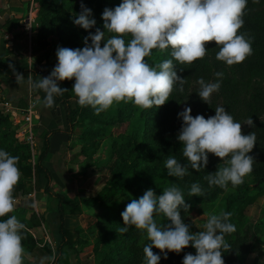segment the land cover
I'll return each instance as SVG.
<instances>
[{
	"label": "clouds",
	"instance_id": "9594fccd",
	"mask_svg": "<svg viewBox=\"0 0 264 264\" xmlns=\"http://www.w3.org/2000/svg\"><path fill=\"white\" fill-rule=\"evenodd\" d=\"M248 0H123L114 9L105 8L102 13L103 28H96L84 38L83 48L57 49V65L51 74L33 82L30 87L46 93L43 104L54 106V97L68 91L58 81L75 80L72 92L81 107L90 106L99 115L114 104L131 102L140 109L158 108L169 100L174 88L184 91L187 82L177 74L175 60L180 65H192L207 54L206 45L214 42L219 51L216 59L227 66L242 63L252 55L250 40L240 32ZM74 24L90 30L96 26L92 10L81 3V12ZM106 33L108 34L106 36ZM125 37H131L129 41ZM89 40L91 43L89 44ZM103 44V46H102ZM171 49V57L155 66L146 58L153 50L161 52ZM216 82L198 83V95L209 104L213 93L218 92L223 77L217 72ZM17 83L24 77L15 73ZM186 107L178 114L183 120L178 141L183 146L182 164L169 157L165 168L167 175L183 179L191 169L199 172L208 164L212 154L223 162L215 173L205 179L209 187L217 186L228 191L244 183L253 171L255 159L249 155L256 144L255 133L245 135L242 124L234 120L224 107H216L215 115L207 119L203 115L191 114ZM251 127V118L245 123ZM18 156L0 150V264H24L25 249L22 244L26 226L15 215H9L17 205L14 192L21 177ZM189 196L202 197L204 191L199 184L191 185ZM191 205L185 202L181 189L172 185L157 195L152 189L139 199H133L121 213L126 233L134 226L150 241L143 248L146 264H159L160 255L155 247L168 258L169 252L179 254L191 246L196 254L187 253L183 264H225L223 253L231 250L225 235L232 234L236 227L230 221L231 212L210 214L204 230L193 233L183 222L181 209L187 213ZM159 214L170 221L167 226H158L155 217ZM54 260L55 257L47 258ZM43 264V261H41Z\"/></svg>",
	"mask_w": 264,
	"mask_h": 264
},
{
	"label": "trees",
	"instance_id": "16d2710c",
	"mask_svg": "<svg viewBox=\"0 0 264 264\" xmlns=\"http://www.w3.org/2000/svg\"><path fill=\"white\" fill-rule=\"evenodd\" d=\"M37 1L38 25L33 50L35 52L43 50L38 55L35 63L39 64L44 61L45 69L44 72H38L33 67V82L39 81L41 75L49 76L51 74L58 63L56 55L58 48H83L85 46L84 39L80 40V37L84 36L83 38H85L89 32H94L96 28L103 25L102 13L104 9H114L123 2V0ZM81 3L92 10V17L96 20V26L90 30L75 27L74 18L81 12ZM243 19L244 25L240 32L250 40L252 55L242 63L227 66L224 62L216 59L219 47L211 42L206 45L207 54L204 59L197 60L190 66L180 65L173 60L177 74L187 81L184 85V91L182 93L178 91L179 85H177L165 105L158 108L141 109L144 116L142 129L126 137L124 143L118 148L115 149V145H113L110 156L115 155L117 159L111 162L109 160L110 175L99 193L95 196L82 197L73 201L59 192L53 193V196L58 200L59 233L62 237L53 264H69L68 248H73L72 234L79 233L80 230H75L72 233L65 226L64 213L65 211L71 214L80 213V203L100 208L99 214L95 216V222L87 230H91L92 226L98 222L104 224V230H96L98 238L93 244V251L97 258L94 259V264H146L143 248L150 241L146 239L142 245L139 244L142 233L134 226H129L126 233L119 232V228L124 226L121 213L125 210L127 204L133 199L142 197L148 189H152L157 195H160L164 189L172 185H176L181 189L185 202L190 204L191 207L195 204L206 206L217 200L220 194L224 192L223 189L217 186L209 187L208 181L205 179L208 174L215 173L218 165L223 163L220 158L212 154L208 156L207 166L201 168L199 172L189 166V174L182 180L167 175L165 164L169 157H175L182 164L188 163L186 158L183 157V146L178 141V134L183 125L182 118L178 116L183 111L180 109L182 104L185 105V108H191V114L194 117L203 115L207 119L215 115L216 107H224L238 123H241L243 118H251L254 126L248 125L242 131L245 135L255 133L256 144L252 152L249 153L255 159L251 175L256 188L260 190L264 186V117L262 116L264 113V87H257L250 95L246 94L245 90V86L252 75L260 74L264 78V0H248ZM49 37H56L59 45L56 46L50 43ZM47 46H49L48 50H46ZM166 59H173L170 48L163 52L158 49L153 50L152 54L146 58L152 66L162 63ZM23 70L24 68L17 73ZM0 71L8 76L16 77L15 74L10 75L1 67ZM217 72L223 73L220 80L221 87L216 92L221 99L220 106L215 101H210L207 104L198 95L200 91L198 81L203 78L205 82H216L217 77L215 74ZM227 72H230V76L227 75ZM57 83L59 87L68 90L61 96H55L66 107L67 127L65 132L70 137L74 128H82L80 134L76 136V144L81 146L79 154L85 156V164H87L92 155V152L89 154V151L96 147V138L102 133V127L126 119L128 107H131V103L121 102V106L116 112V118L105 119L104 112L97 115L90 106L81 107L77 103V98L72 92L74 79L58 81ZM71 98H75L73 104H71ZM92 125L97 126V128H92ZM48 136L47 134L44 138L45 147L43 151L37 156L34 165H32L30 163L31 148L29 143L18 138V132L12 126L10 114L0 111V150H5L10 155L19 157L17 166L23 177H29L32 174L38 177L41 172L45 173L47 185L51 181V171L43 165V160L48 154ZM130 146L132 148L128 154L134 152L137 149L136 146H138L141 158H133L131 161L126 160L125 162L118 160ZM193 183L199 184L204 191L202 197L188 195ZM247 190L248 187L246 186L244 187V194L231 195L226 201L224 211L231 212L232 206L238 201H242L245 205L251 204L254 197L246 194ZM45 191L49 192L48 186L45 187ZM27 192L28 188L20 180L16 186L14 196L26 194ZM21 211L15 208L9 215H15L26 226V231L23 233L24 239L22 240L26 253L35 248L36 243L28 231L33 220L29 219V223L26 218L20 215ZM7 218L2 217L0 220ZM232 221L233 217L231 216L229 222ZM158 226H167V224L160 223ZM93 233L95 232L93 231ZM225 240L231 245V250L223 253L225 264H239L238 257L248 251L246 234L237 232L226 234ZM194 250L195 248L189 246L179 254L169 252L167 259L171 258L174 259L175 264H182L181 261L184 255L187 253L193 254ZM152 251L161 256L159 264L167 260L163 258V253L159 249L153 247ZM24 264H26L25 261Z\"/></svg>",
	"mask_w": 264,
	"mask_h": 264
},
{
	"label": "crops",
	"instance_id": "0c3cea01",
	"mask_svg": "<svg viewBox=\"0 0 264 264\" xmlns=\"http://www.w3.org/2000/svg\"><path fill=\"white\" fill-rule=\"evenodd\" d=\"M29 12L24 0H0V67L10 75L24 68L20 72L24 80L19 84L16 77L8 76L0 71V106L5 107L3 113L10 114L12 124L22 123L19 128V139L29 143L32 165L45 147V136L49 135L48 154L43 160V165L51 171V181L47 185V177L43 172L38 177L35 174L29 177L21 175L20 180L28 188V192L15 196L17 201L15 208L22 210L20 215L28 222L29 219L34 218V221L29 222L31 226L28 231L33 236L36 246L25 253L24 261L26 264H41L38 261L46 264L50 247L55 244L58 248L62 240L59 233L58 200L53 193L59 192L73 201L97 195L105 183L101 182L98 186L96 181L91 180L93 176L74 163L73 158L78 153L71 149V138L65 132L67 127L65 105L54 97V106L45 107L43 101L46 93L30 87L29 79H33V67L38 72H44L45 62L35 63L40 53L33 50L36 28L32 19L28 18ZM44 77L47 75L40 76V78ZM30 109H33L35 114L32 120L27 122L25 116ZM46 186L49 192L45 191ZM80 205V213L71 214L67 211L64 213L65 226L72 233L80 230L79 233L72 234L73 248H68L69 264L84 263L83 256L86 252L79 251V237L96 220L94 206L81 203ZM50 238L54 243H47V240H51ZM38 250L39 258L35 254ZM88 259L94 260L93 254L89 255ZM48 264H53V260H50Z\"/></svg>",
	"mask_w": 264,
	"mask_h": 264
},
{
	"label": "rangeland",
	"instance_id": "374dc122",
	"mask_svg": "<svg viewBox=\"0 0 264 264\" xmlns=\"http://www.w3.org/2000/svg\"><path fill=\"white\" fill-rule=\"evenodd\" d=\"M24 2L25 5H27V8L29 9V0H24ZM29 18L32 19V23L35 25L36 29L34 30L35 31L34 33L36 35V31H37L36 25H38V6L33 10ZM75 27L77 29L80 28L77 25ZM99 27L102 31H104L103 25ZM91 33L94 34L95 31ZM107 35L108 34L106 33V36ZM83 37L84 36H81L80 40L84 39ZM129 39H131V37H125L126 41H129ZM49 41L50 43H53L56 46L59 45V41L57 40L56 37H49ZM48 49L49 46H47L46 50ZM42 51H39L38 53H41ZM227 75L230 76V72H227ZM257 87H264V78L260 74H254L251 76L249 82L245 86L246 94L250 95V93L253 92ZM70 101L71 104H73L75 102V98H71ZM210 101H215L219 106L221 105V99L216 92L212 94ZM120 106H121L120 103L114 104L112 108L104 112L105 113L104 118L105 119L116 118V112ZM0 107H1L0 111L4 112L5 107L4 106H0ZM180 109L184 110L185 105L183 104L180 105ZM262 116L264 117V113ZM143 118L144 116L141 113V109L131 103V107H128V116L126 119H124L119 123L102 127V133L100 134L99 137L96 138L97 141L96 147L94 149H90L89 151V154L92 152V155L90 160H88L87 164H85L86 158L83 154L78 156L80 153L81 146L79 144H76L77 143L76 136L80 134L82 128H74V130L70 134L71 137L70 147L74 151L76 150L78 153V155H76L73 158L74 163L77 164L78 167L84 168L86 173H89V175L93 176L91 180L96 181L98 183V186L101 182L106 183L110 175L109 173L110 162L117 159V156L115 155L110 156L113 145H115V149L118 148L124 143L126 137H129L133 133L140 131L142 129ZM241 120H242L241 126L243 130L248 126L247 124H245L248 121V119L243 118ZM21 125L22 123L12 124L16 132H18V138L20 133L19 128ZM91 127L97 128V126L95 125H92ZM136 147L137 149L134 150V152H130V155L128 154V152L131 150L132 146L128 147L125 150L124 154L120 156L118 160L125 162L126 160L131 161V159L133 158L140 159L141 158L140 148L138 146ZM218 166H224V165L223 163H221ZM246 186L248 187L246 194L254 197L252 203L249 205H245L244 203H242V201H238V203H236L231 208V213L233 217V221L231 223L234 224L236 227L235 232L239 234H246V244L248 245V251L242 253L238 257L240 261L239 264H264V186H262L260 190L256 188V186L253 183L252 175L246 176L244 179V183L235 188H233L231 184H229L227 192L224 191L223 193L220 194L217 200L206 206L195 204L192 207H190L187 213H185L184 210L181 209L180 210L181 217L183 219V222L190 227V231H192L193 233L198 231H203L204 230L203 226L207 222L209 215L218 214L219 212L224 211L226 207L227 199L231 195H236V194L241 195L242 193L244 194L245 193L244 187ZM99 212H100V208L94 206V214H95L94 216H97ZM32 220L34 221V218H32ZM155 220L157 224L160 223H166L167 225L170 224V221H168L163 216V214L157 215L155 217ZM98 229L104 230V224L98 222L97 224L92 226L91 229L92 231L88 229L84 234H82V236L79 237V239L81 240L79 244L80 246L79 251L84 250L86 252V254H84L83 256L85 257V259L83 258L84 259L83 264H94V260L88 259V256L91 254H93V259L97 258L93 251L92 246L95 243L96 239L98 238V235L96 234V230ZM93 231L95 233H93ZM76 238L74 239L76 240ZM146 239H147L146 234H142V237L139 239V244L142 245ZM39 242L42 243V241L40 240ZM50 243L51 244L54 243L52 239L50 240ZM50 249L51 250H50V254H48V258L54 256L53 254L56 252L57 245L53 244L52 247H50ZM38 252L39 250L36 251L35 253L36 256ZM195 254H196V250H194L193 252V255ZM37 258L39 257L37 256ZM49 261L50 260L48 259V262ZM48 262H46V264H48ZM181 262L183 264V260ZM162 264H175V262L174 259L169 258L167 260H164Z\"/></svg>",
	"mask_w": 264,
	"mask_h": 264
},
{
	"label": "built area",
	"instance_id": "2783aa9c",
	"mask_svg": "<svg viewBox=\"0 0 264 264\" xmlns=\"http://www.w3.org/2000/svg\"><path fill=\"white\" fill-rule=\"evenodd\" d=\"M37 6H38V2H37V0H29V10H30V12H29V16H31L33 10H34ZM29 16H28V18H29ZM34 114H35V113H34V110H33V109H30V110L28 111V114L25 116V120H26L27 122H30V121L32 120ZM47 242L50 243V240H47Z\"/></svg>",
	"mask_w": 264,
	"mask_h": 264
}]
</instances>
